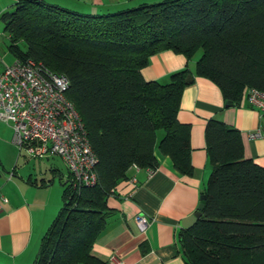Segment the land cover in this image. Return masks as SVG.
<instances>
[{"label":"trees","instance_id":"trees-1","mask_svg":"<svg viewBox=\"0 0 264 264\" xmlns=\"http://www.w3.org/2000/svg\"><path fill=\"white\" fill-rule=\"evenodd\" d=\"M9 52L68 79L67 98L97 156L92 184L67 168L63 203L31 264H110L91 253L108 222L107 197L130 168H156L155 149L192 174L190 125L177 112L189 73L237 105L246 87L264 91V0H157L86 13L46 0H15L0 15ZM187 61L166 81L145 79L154 53ZM211 167L201 215L178 240L188 264H264V166L246 157L240 131L211 117L204 128Z\"/></svg>","mask_w":264,"mask_h":264},{"label":"crops","instance_id":"crops-1","mask_svg":"<svg viewBox=\"0 0 264 264\" xmlns=\"http://www.w3.org/2000/svg\"><path fill=\"white\" fill-rule=\"evenodd\" d=\"M14 1L0 0V15L12 8ZM46 1L80 12L104 13L157 0ZM8 44L0 18V71L14 59ZM194 62L195 59L187 61L182 53L164 49L150 56L141 73L145 79L166 81L170 72L187 63L193 69ZM177 117L190 125L193 173H180L171 158L158 149L154 151L158 165L152 172L146 168H130L129 178L121 179L114 193L107 197L108 222L91 247L96 257L125 264H188L182 254L178 231L182 228L180 220L196 210L211 170L204 136L209 118H219L238 128L244 155L264 166V137L251 135L262 118L251 102L241 99L237 105L225 106L219 87L210 79L193 74L192 81L183 89ZM3 122L9 132L6 137L0 127V141L11 144L14 159L5 161L0 155V264H31L43 233L60 208L62 192L49 174L55 175L57 169L51 168V172L43 167L31 169L28 159L21 161L20 169H16L24 150H17L10 123ZM12 164L8 171L7 166ZM131 177H135L134 182ZM138 213L147 216L144 230L136 224Z\"/></svg>","mask_w":264,"mask_h":264},{"label":"built area","instance_id":"built-area-1","mask_svg":"<svg viewBox=\"0 0 264 264\" xmlns=\"http://www.w3.org/2000/svg\"><path fill=\"white\" fill-rule=\"evenodd\" d=\"M68 79L33 59H14L0 71V120L10 123L13 141L31 157L59 155L76 181L92 184L97 156L80 114L66 96ZM242 99L254 104L262 118L253 136L264 137V91L246 87ZM135 169L139 167L133 164ZM152 172L153 168H146ZM134 182L135 177H131ZM140 230L148 224L138 213ZM110 264H125L111 261Z\"/></svg>","mask_w":264,"mask_h":264},{"label":"rangeland","instance_id":"rangeland-1","mask_svg":"<svg viewBox=\"0 0 264 264\" xmlns=\"http://www.w3.org/2000/svg\"><path fill=\"white\" fill-rule=\"evenodd\" d=\"M8 57L11 58V55L9 54ZM0 127H1L2 132H4V135L7 137V133L9 132V129L7 128L8 126L3 121H0ZM12 132H13V130H12ZM12 132H11V134H12ZM15 146L18 150V147L16 144H15ZM0 155L5 161H8V160L10 161L11 159L12 160L14 159L12 157L13 153H12V146L10 143L0 141ZM18 159L19 160L17 162V167H16L17 170L20 169L19 165H20L21 161H25L26 159H28V161H30L28 163V167H31V169H33V168L39 169L40 167H43V169L46 170V172H51L50 171L51 168L57 169V173H55V175L53 173L52 174L49 173V174L53 177L54 184L59 186V188H61V192H62L61 181L66 178L67 166L59 155L48 154L46 156L40 157V159H39V158L30 157L29 155L26 154V152L22 151L20 153ZM12 166H13V164L11 165V167L8 165L7 170L10 171ZM62 203H63V200H62ZM62 203H61V205H62ZM61 205H60V207H61Z\"/></svg>","mask_w":264,"mask_h":264},{"label":"water","instance_id":"water-1","mask_svg":"<svg viewBox=\"0 0 264 264\" xmlns=\"http://www.w3.org/2000/svg\"><path fill=\"white\" fill-rule=\"evenodd\" d=\"M192 79H193V75L189 73L186 77V81L190 82L192 81ZM203 198H204V195L201 194L200 201L197 204L196 210L193 213L185 216L184 218L180 220L181 227L189 228L196 222L197 218L201 215V209L203 207Z\"/></svg>","mask_w":264,"mask_h":264}]
</instances>
